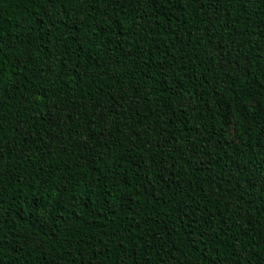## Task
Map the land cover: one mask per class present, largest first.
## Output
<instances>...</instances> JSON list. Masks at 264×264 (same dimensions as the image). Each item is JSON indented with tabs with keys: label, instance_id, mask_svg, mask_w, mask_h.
<instances>
[{
	"label": "trees",
	"instance_id": "trees-1",
	"mask_svg": "<svg viewBox=\"0 0 264 264\" xmlns=\"http://www.w3.org/2000/svg\"><path fill=\"white\" fill-rule=\"evenodd\" d=\"M0 264H264V0H0Z\"/></svg>",
	"mask_w": 264,
	"mask_h": 264
}]
</instances>
